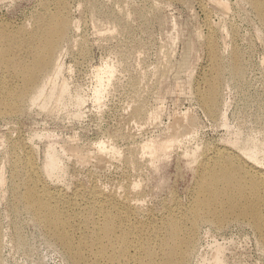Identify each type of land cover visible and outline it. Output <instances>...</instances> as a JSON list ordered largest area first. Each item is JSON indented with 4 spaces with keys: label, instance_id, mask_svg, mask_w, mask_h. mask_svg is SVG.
<instances>
[{
    "label": "rangeland",
    "instance_id": "374dc122",
    "mask_svg": "<svg viewBox=\"0 0 264 264\" xmlns=\"http://www.w3.org/2000/svg\"><path fill=\"white\" fill-rule=\"evenodd\" d=\"M58 2L70 31L53 86L64 83L65 97L42 107L47 84L36 104L22 98L17 113L0 115V264H74L15 203L13 144L22 146L23 164L41 170L53 150L62 170L43 176L52 189L84 190L79 207L87 213L108 198L115 208L134 206L137 226H159L167 210L190 206L201 159L233 154L264 172V25L249 0H0V27L18 35ZM210 46L220 58L212 114L198 96ZM233 51L241 53V76L229 69ZM149 142L153 155L144 149ZM254 151L257 162L244 157ZM72 229L81 238L80 226ZM84 256L85 264L102 261L88 249ZM184 264H264V243L243 220L201 223Z\"/></svg>",
    "mask_w": 264,
    "mask_h": 264
},
{
    "label": "bare ground",
    "instance_id": "6f19581e",
    "mask_svg": "<svg viewBox=\"0 0 264 264\" xmlns=\"http://www.w3.org/2000/svg\"><path fill=\"white\" fill-rule=\"evenodd\" d=\"M249 2L264 25V0ZM64 5L58 2L55 10L47 9L43 14H37L32 27L23 26L18 35H9L7 27H0V115L17 113L22 98L36 104L44 97L47 84L52 86L42 107L54 96L59 100L66 94L64 83L58 88L53 86L54 78L60 76L64 67L58 56L70 31L69 14ZM208 57L210 73L201 84L203 89L198 90V96L202 107L212 114L218 108L220 86V58L213 46L209 48ZM242 67L241 53L233 51L230 71L241 76ZM162 146L167 148L168 145L163 143ZM17 147L22 148L18 143L11 146L14 160L12 197L16 204L32 211L34 219L74 264L86 263V249L93 251L98 262L102 260L100 264H184L193 251L201 223L221 227L231 218L248 222L264 243V172L233 154L220 152L208 161L201 159L198 182H195L188 208L177 206L167 210L159 226H137L132 219L134 206L115 208L108 198L92 202L91 211L87 213L79 207L84 202V190L76 188L67 193L52 189L43 176H52L62 170L60 159L53 150L49 149L48 161L41 170L29 159L23 164L16 154ZM100 148V153H104ZM144 149L149 154L155 153L150 142L144 144ZM254 153L241 155L257 162ZM25 155L29 156V153ZM91 194L101 196L102 191L92 190ZM72 224L80 226L81 238L76 237ZM96 224L100 225L96 227ZM90 225L93 227L86 235V226Z\"/></svg>",
    "mask_w": 264,
    "mask_h": 264
}]
</instances>
